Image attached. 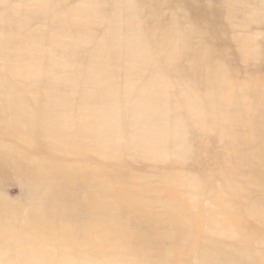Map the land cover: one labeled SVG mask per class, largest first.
Listing matches in <instances>:
<instances>
[{
  "label": "bare ground",
  "instance_id": "1",
  "mask_svg": "<svg viewBox=\"0 0 264 264\" xmlns=\"http://www.w3.org/2000/svg\"><path fill=\"white\" fill-rule=\"evenodd\" d=\"M235 19L264 31V0H0V264H264Z\"/></svg>",
  "mask_w": 264,
  "mask_h": 264
},
{
  "label": "rangeland",
  "instance_id": "2",
  "mask_svg": "<svg viewBox=\"0 0 264 264\" xmlns=\"http://www.w3.org/2000/svg\"><path fill=\"white\" fill-rule=\"evenodd\" d=\"M207 2V0H205ZM242 3H239L238 5L235 4L236 6H241ZM233 10L232 8H230V6H227L226 8H224V17L221 20H225L226 18V13L227 15L232 13ZM236 14V13H235ZM244 18L249 19L251 18L250 14L247 13H243L242 14ZM235 31L239 30V31H244L243 34L238 35L236 34L235 36V47L233 49H229L226 48V50H228V53L230 55V58L233 59L235 58V60H238V64L237 66L239 68H244L247 65H249L250 63L252 64H259L261 65L262 68L259 69L260 73H259V81L257 82L259 84V88L264 91V31L260 30L257 32H250L252 28L251 25H243L241 24V20L239 19H235ZM233 35H231L230 37H232ZM234 39V37H233ZM240 41V43H238V40ZM241 59V60H240ZM228 67H226L227 69ZM224 140H229L232 141L234 140L233 136H226L224 138ZM207 142H205L206 145ZM206 147V146H203ZM212 148V147H211ZM214 151L219 149L216 147L214 148ZM206 148H202L200 150L202 159L200 162H195V165L200 168L203 169L204 171H207V173H209L208 175L213 174L214 175V171H212L214 168L212 165L215 164V162H219L218 157L214 154H208ZM221 161H224L226 165H228L230 168H233L235 166V169L237 168V162L235 161V165L230 162L227 159V156H224L223 158H221ZM205 168V169H204ZM246 170V169H245ZM211 171V173H210ZM248 178V177H247ZM246 177H242V180H244L245 182L248 181ZM246 186L252 187L255 190H262V187H254L251 184H247ZM5 192L7 194V196L12 199V200H17L20 198L21 196V190L18 186H16L15 184H11L8 187L5 188ZM235 213L237 212L238 215L240 213V211L235 208ZM236 213V214H237Z\"/></svg>",
  "mask_w": 264,
  "mask_h": 264
}]
</instances>
